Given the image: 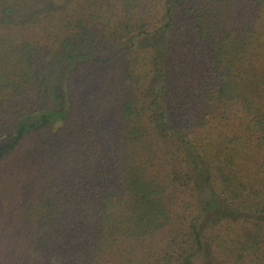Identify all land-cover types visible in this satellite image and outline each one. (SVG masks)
<instances>
[{
    "label": "trees",
    "instance_id": "obj_1",
    "mask_svg": "<svg viewBox=\"0 0 264 264\" xmlns=\"http://www.w3.org/2000/svg\"><path fill=\"white\" fill-rule=\"evenodd\" d=\"M0 264H264V0H0Z\"/></svg>",
    "mask_w": 264,
    "mask_h": 264
}]
</instances>
